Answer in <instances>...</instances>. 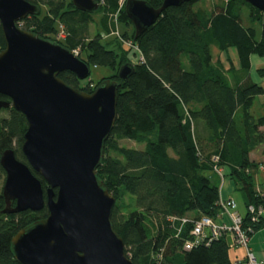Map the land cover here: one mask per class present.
<instances>
[{"label": "trees", "instance_id": "1", "mask_svg": "<svg viewBox=\"0 0 264 264\" xmlns=\"http://www.w3.org/2000/svg\"><path fill=\"white\" fill-rule=\"evenodd\" d=\"M27 1L38 5L39 11L21 20V28L70 50L79 49L77 56L89 67L109 66L116 73L106 79L117 80L119 67L130 62L127 50L120 45L118 54L105 46L111 42H102L101 32L92 34V13L76 9L71 0ZM97 1L104 16L100 22L103 28L105 13L116 10L120 21L133 27L124 5L119 6L120 0ZM146 1L153 7L162 3ZM196 1L167 7L137 38L134 29L131 34L125 29L122 33L137 44L142 59L132 63L134 72L118 86L116 118L104 142L96 176L115 198L111 224L132 264H235L227 236L204 238L198 245L184 248L185 241L192 238L189 233L195 221L207 217L219 223V201L224 197L220 196L217 179L213 182L210 176L219 175L215 166L225 168L244 192L246 209L241 227L251 229L249 237L264 226V214L252 221L247 211L249 205L255 215L260 208L264 210V182L261 190L255 184L256 170L264 162L251 158L260 148L264 157V111L259 116L251 112L256 96L262 95L264 104V88L249 75L250 56L264 57V10L243 0H223L206 10L194 8ZM243 6L249 8L251 22L261 24L260 37L253 26L243 24ZM59 25L65 33L62 41L52 39ZM4 46L0 27V50ZM211 46L219 51L234 48L238 67L225 69L214 62ZM256 73L264 77V65L256 68ZM58 76L86 92L105 80L88 88L80 87L71 71ZM0 99L9 100L2 94ZM0 110L6 112L0 116V156L12 148L16 158L27 164L21 151L26 118L11 106ZM123 139L144 146L126 147L119 143ZM31 171L44 192L45 181ZM0 174H5L1 166ZM1 191L2 187L0 264H19L13 257L12 237L45 218L48 211L44 206L38 211L2 213L5 200ZM125 196L131 198L129 202ZM182 219L187 221L182 223Z\"/></svg>", "mask_w": 264, "mask_h": 264}, {"label": "water", "instance_id": "2", "mask_svg": "<svg viewBox=\"0 0 264 264\" xmlns=\"http://www.w3.org/2000/svg\"><path fill=\"white\" fill-rule=\"evenodd\" d=\"M191 0H126L124 11L137 38L156 22L162 11ZM264 10V0H243ZM76 9L92 13L97 0H71ZM39 7L27 0H0V27L5 46L0 50V109L12 107L27 121L21 151L0 156L5 173L2 213L38 211L48 214L11 239L19 264H132L124 242L111 224L114 196L96 176L104 142L116 118L117 90L134 72L122 64L117 80L105 79L92 92L67 85L58 74L71 71L80 81L89 65L73 50L19 26ZM35 171L46 183L43 192ZM12 201L14 204H12Z\"/></svg>", "mask_w": 264, "mask_h": 264}, {"label": "rangeland", "instance_id": "3", "mask_svg": "<svg viewBox=\"0 0 264 264\" xmlns=\"http://www.w3.org/2000/svg\"><path fill=\"white\" fill-rule=\"evenodd\" d=\"M221 2H223V0H197L196 2H194L193 7L194 8L201 7L203 9L209 10L213 5H215L216 3H221ZM105 15H106V22H105V27L103 28L100 23L102 22L103 17H104L102 11L98 9L92 12V17L94 20L91 26L92 34H94L96 31L101 32L100 36L102 37V42L104 43L106 41L111 42L105 45L107 46V48H112L118 54H120V48H121L120 45H121L124 49L127 50L126 52L127 59L133 64L137 63L141 57L137 44L134 43L132 39H126L122 36L123 29L127 30L128 34H131L133 32V27L125 25L124 22L120 21L118 10L107 12L105 13ZM241 18L245 26H253L256 29L257 38L261 36L262 26L258 22H255V23L251 22L249 18V8L247 6L242 7ZM21 25H22V22L20 21L19 26ZM64 37H65L64 30L62 26L59 25L58 30L52 36V39L62 41ZM73 51L75 54L79 53V49H76ZM211 53H212V58H213L212 60L214 62L218 61L221 64H224V66L227 67L226 69H229L231 67L234 70V68L238 67L237 54L234 48H230L226 51H219L216 47L211 46ZM182 61H183V64L186 65V59L184 55L182 56ZM251 63H252V67L249 71V75L250 77H252L251 79H253L256 83H259L264 88V82L261 83L262 82L261 80L264 79V77H260L256 73V68L264 65V57L252 55ZM89 70H90L89 75L85 79L80 80V87H86L87 85L88 88H92V86L96 84L98 81H100L102 78L106 79L112 74L116 73L115 69H112L109 66H102V65H99V66L91 65L89 67ZM263 111H264L263 96L258 95L255 97L254 103L251 108V112L253 113L254 116H259L260 114L263 113ZM5 114H6L5 111L0 110V116H3ZM119 143L123 146L130 147V148H143L144 146V143H139L137 141L130 140V139L120 140ZM251 158H253L254 160L258 162H264V157L261 154V148L252 152ZM217 171L219 172V173L217 172L219 175L213 173V174H210V176L213 182H215L214 180L217 179L219 188H222V193L224 196L223 199H226V198L234 199L236 202L235 211H237V213L238 212L244 213L246 209L245 204H244V201H245L244 192H242V190L237 188L234 182L228 177L227 170L225 168L217 167ZM4 179H5V174H0V189L3 185ZM263 182H264V170H262L258 166V170H256V175H255L256 188L257 189L259 188V190H261L262 188L261 184ZM228 188L230 189V191L228 192L227 195H225L226 190ZM130 199L131 198L128 196H125L124 198L125 202H129ZM227 218L230 220V222ZM227 218H226L227 222H224V223L231 224V218L229 216H227ZM250 238L251 240L249 241L248 246H251L256 241L257 242L259 241L261 247L264 248V226L260 227L257 231H255V233L252 234V237ZM227 243L230 244V234H228L227 236ZM243 252H244V248L229 249V255L231 256V258H233L235 255H238V254L240 255V256L238 255V257H241Z\"/></svg>", "mask_w": 264, "mask_h": 264}, {"label": "built area", "instance_id": "4", "mask_svg": "<svg viewBox=\"0 0 264 264\" xmlns=\"http://www.w3.org/2000/svg\"><path fill=\"white\" fill-rule=\"evenodd\" d=\"M125 0H120L119 6L121 7L124 4ZM142 57H140V60ZM218 158L213 157V160L216 161ZM262 170H264V165L259 166ZM214 169L217 171V167ZM219 173V172H218ZM219 206L221 207V214L219 215L220 220L222 219V215H227L231 218V224L224 223L220 221L219 223H215L210 218L203 217L200 220L194 222L193 227L190 230V235L192 238L190 240L185 241L184 248L190 249L195 245L204 241V238H212L228 236L230 234V248H244L245 254L241 259H237L234 261L235 264H258V259L255 254L251 251L248 246L249 235L248 232H251L250 228L244 230L241 227L242 216L241 214L235 211V201L232 198L220 199ZM247 211L252 215L251 220L255 221L258 215H263L264 210L260 208L258 210V214H254V207L249 205L247 207ZM187 220L182 219V223H185Z\"/></svg>", "mask_w": 264, "mask_h": 264}, {"label": "crops", "instance_id": "5", "mask_svg": "<svg viewBox=\"0 0 264 264\" xmlns=\"http://www.w3.org/2000/svg\"><path fill=\"white\" fill-rule=\"evenodd\" d=\"M230 49V48H229ZM251 60H252V55L250 56V62H251ZM223 65V67L226 69L227 67H225L224 66V64H222ZM251 67H252V63H251ZM252 78V77H251ZM253 80V79H252ZM254 81V80H253ZM262 82L261 83H263L264 82V79H262L261 80ZM255 82V81H254ZM230 185V184H229ZM230 191V189L228 188L227 190H226V193H225V195H227L228 194V192ZM219 192H220V196H223V193H222V188H219ZM224 197V196H223ZM239 213V212H238ZM244 213H245V211H244ZM244 213H239V214H241V215H243ZM222 217V219L221 220H219V221H222V222H227L226 220L228 219L227 218V216L226 215H222L221 216ZM227 218V219H226ZM229 220V219H228ZM229 222H230V220H229ZM228 222V223H229ZM254 234V233H253ZM250 237H252V235L250 236ZM249 237V241L251 240V238ZM249 243V242H248ZM249 248L251 249V251L255 254V256H256V258L258 259V264H264V248H262L261 247V245H260V243H259V241L257 242H254L251 246H249ZM231 249V248H230ZM244 254H245V250H244V252H243V254L241 255V257H238V255H235L233 258H232V260L233 261H235V260H237V259H241V258H243L244 257ZM240 256V255H239Z\"/></svg>", "mask_w": 264, "mask_h": 264}]
</instances>
